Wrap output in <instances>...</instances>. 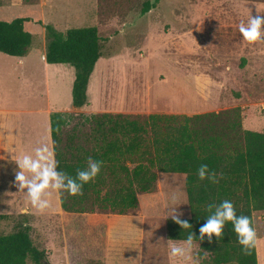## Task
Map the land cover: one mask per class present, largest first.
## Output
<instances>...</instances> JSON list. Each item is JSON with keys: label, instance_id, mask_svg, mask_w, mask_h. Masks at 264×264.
<instances>
[{"label": "rangeland", "instance_id": "rangeland-1", "mask_svg": "<svg viewBox=\"0 0 264 264\" xmlns=\"http://www.w3.org/2000/svg\"><path fill=\"white\" fill-rule=\"evenodd\" d=\"M144 1L0 0V18L28 17L25 28L35 35L31 52L37 56L46 44L45 24L60 31L98 28L103 55L89 77L88 103L73 107L75 70L63 63L53 66L62 76L58 92L53 78L50 83L56 110L192 115L237 106L244 129L264 132V41L249 43L239 32L242 21L264 16V0H159L142 14ZM184 179L181 173H158L155 190L139 193L138 207L126 214L51 206L47 214L23 217L10 207L11 213L0 214V234L26 218L34 244L51 264H201L194 242L187 257L169 255L170 208L189 216ZM56 202L59 208V196ZM252 216L261 242L257 259L264 262V210Z\"/></svg>", "mask_w": 264, "mask_h": 264}, {"label": "trees", "instance_id": "trees-1", "mask_svg": "<svg viewBox=\"0 0 264 264\" xmlns=\"http://www.w3.org/2000/svg\"><path fill=\"white\" fill-rule=\"evenodd\" d=\"M158 1L145 0L141 13ZM28 20L0 18V52L13 56L28 52L32 42V33L24 26ZM44 29L45 60L74 67L71 103L80 108L88 103L89 77L103 55L99 30L81 26L60 31L51 24ZM49 117L57 171L75 177L78 168L87 167L88 157L104 162L99 175L83 186V195L58 192L63 211L126 214L138 207L139 193L155 190L158 173H181L189 216L179 218L192 227L183 229L168 217L167 238L184 241L192 232L201 264H258L256 244L244 254L231 222H226L219 239L213 235L201 240L199 231L210 215L209 204L231 201L237 215L249 216L252 226L253 211L264 210V132L244 129L239 107L192 115L52 111ZM202 164L216 173L218 183L199 179ZM30 230L25 218L11 232L0 234V264H51Z\"/></svg>", "mask_w": 264, "mask_h": 264}, {"label": "crops", "instance_id": "crops-1", "mask_svg": "<svg viewBox=\"0 0 264 264\" xmlns=\"http://www.w3.org/2000/svg\"><path fill=\"white\" fill-rule=\"evenodd\" d=\"M34 36L32 34L28 53L23 56L0 52V214L11 213L10 207H17L19 213L47 214L51 211L47 209L41 213L35 209L25 194L27 190L20 191L15 182V160L18 155L34 156V149L42 144H47L53 151L49 115L59 109L52 101L50 83L53 78L55 86L56 80L62 77L57 75L53 66L63 63H48L45 60V47L39 50V56L32 54ZM72 80L71 76L66 83L67 91L71 88ZM54 89L58 92L59 87L55 86ZM57 196L59 193L51 192V206H57L55 210H62L61 206L58 208ZM256 241L258 256L261 242ZM261 241L264 244V237ZM257 261L264 264L261 259Z\"/></svg>", "mask_w": 264, "mask_h": 264}, {"label": "clouds", "instance_id": "clouds-1", "mask_svg": "<svg viewBox=\"0 0 264 264\" xmlns=\"http://www.w3.org/2000/svg\"><path fill=\"white\" fill-rule=\"evenodd\" d=\"M239 32L243 39L249 43L264 41V16L257 15L250 17L247 24L243 21L239 24ZM59 128H57V132ZM17 170L15 182L20 191L25 192L30 199L32 206L43 213L51 207V192H67L72 196L83 195V186L94 180L100 173L104 162L92 157L86 159L85 168H78L75 177L68 175L64 171H57L59 162L54 158L53 151L47 144H42L34 149V156L20 154L15 160ZM197 175L201 181L208 179L212 183H218L216 173L210 171L206 164L200 165ZM214 210V211H213ZM206 223L199 229L200 239L205 236L211 240L215 235L218 239L222 236L226 222H231L233 230L237 235V241L242 247L244 254H250L256 244L257 235L252 220L247 215H237L234 204L229 200L222 201L219 205L209 204ZM181 214L176 211V207L170 208L168 216L183 229L192 226L179 218ZM194 234L191 232L186 240L182 242H172L169 240V255L171 257H187L191 251L194 241Z\"/></svg>", "mask_w": 264, "mask_h": 264}]
</instances>
